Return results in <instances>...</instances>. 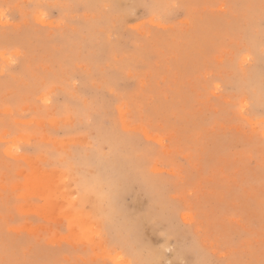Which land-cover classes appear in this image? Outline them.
Segmentation results:
<instances>
[{
	"label": "rangeland",
	"instance_id": "rangeland-1",
	"mask_svg": "<svg viewBox=\"0 0 264 264\" xmlns=\"http://www.w3.org/2000/svg\"><path fill=\"white\" fill-rule=\"evenodd\" d=\"M0 264H264V0H0Z\"/></svg>",
	"mask_w": 264,
	"mask_h": 264
},
{
	"label": "bare ground",
	"instance_id": "bare-ground-1",
	"mask_svg": "<svg viewBox=\"0 0 264 264\" xmlns=\"http://www.w3.org/2000/svg\"><path fill=\"white\" fill-rule=\"evenodd\" d=\"M42 187H43V185H42ZM46 188H47V185H45V188L43 187V189L47 192V190H46ZM52 188H54V187H52ZM53 190V189H52ZM48 193V192H47ZM33 196V195H32ZM50 198H53V196H51ZM49 200V199H48ZM50 201H52V200H50Z\"/></svg>",
	"mask_w": 264,
	"mask_h": 264
}]
</instances>
